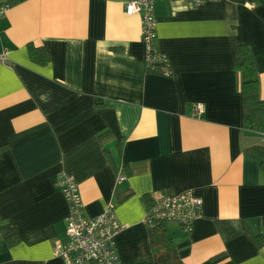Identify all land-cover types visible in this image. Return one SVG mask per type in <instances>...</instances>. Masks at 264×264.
<instances>
[{
    "label": "crops",
    "instance_id": "1",
    "mask_svg": "<svg viewBox=\"0 0 264 264\" xmlns=\"http://www.w3.org/2000/svg\"><path fill=\"white\" fill-rule=\"evenodd\" d=\"M128 0H0V264H64L72 176L85 215L113 205L119 264H154L145 214L160 194L191 191L201 216L165 224L183 264H264V171L247 150L237 46L252 55L264 101V0H155V48L170 76L148 73L140 15ZM29 47L43 48L44 64ZM198 110V111H197ZM122 178L119 181V178Z\"/></svg>",
    "mask_w": 264,
    "mask_h": 264
},
{
    "label": "built area",
    "instance_id": "2",
    "mask_svg": "<svg viewBox=\"0 0 264 264\" xmlns=\"http://www.w3.org/2000/svg\"><path fill=\"white\" fill-rule=\"evenodd\" d=\"M186 1L199 6L205 0ZM154 3L155 0H128L124 11L127 16L141 17V42L145 47L148 69L159 70L162 76H170L169 63L154 44ZM8 7V4H0V17ZM0 62L7 63L3 54H0ZM121 179L120 177L119 181ZM57 185L68 204L69 214L66 218V239L54 246V256L60 258L64 264H119L114 239L124 227L118 222L113 205L109 204L102 213L94 217L87 216L83 212L82 199L74 178L62 174ZM201 213L202 200L191 191L160 194L153 198L144 223L148 228L157 224L175 223L184 234H188Z\"/></svg>",
    "mask_w": 264,
    "mask_h": 264
},
{
    "label": "trees",
    "instance_id": "3",
    "mask_svg": "<svg viewBox=\"0 0 264 264\" xmlns=\"http://www.w3.org/2000/svg\"><path fill=\"white\" fill-rule=\"evenodd\" d=\"M29 52L31 59L37 63L44 64L48 60L43 48L29 47ZM232 67L233 71L238 72L241 77L242 126L245 130L264 135V101L259 98L258 77L251 52L246 45L236 47ZM148 73L161 75L159 70L155 69H148ZM6 149L7 146H0V155ZM247 151L260 159V168L264 171V148L253 147ZM148 234L154 264H183L174 241L167 233L165 224H157L153 228H148ZM18 242L19 236L15 229L0 223V243L11 248ZM253 242L260 248L264 247V236H254Z\"/></svg>",
    "mask_w": 264,
    "mask_h": 264
}]
</instances>
